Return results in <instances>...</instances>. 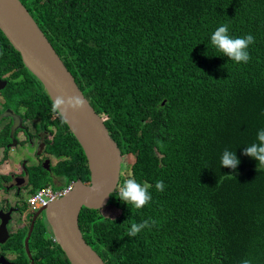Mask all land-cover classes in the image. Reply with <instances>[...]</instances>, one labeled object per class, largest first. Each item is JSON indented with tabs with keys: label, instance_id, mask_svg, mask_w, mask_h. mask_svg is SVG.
Here are the masks:
<instances>
[{
	"label": "trees",
	"instance_id": "obj_1",
	"mask_svg": "<svg viewBox=\"0 0 264 264\" xmlns=\"http://www.w3.org/2000/svg\"><path fill=\"white\" fill-rule=\"evenodd\" d=\"M19 1L121 155H133L131 178L152 185V200L137 210L118 200L127 179L120 174L105 208L82 209L79 227L104 264H264V168L242 155L264 129V0ZM221 24L229 25L233 38L255 37L248 63L236 64L211 46ZM0 80L6 82L5 108L28 107L35 92L28 114H40L37 92L43 86L1 31ZM53 113L67 133L60 134L64 145H56L66 161L51 172L65 184L54 187L37 176L30 195L91 179L81 145ZM225 149L240 161L235 172L220 165ZM158 180L163 192L155 190ZM112 208L118 215L106 216ZM44 219L30 237L34 263L70 264ZM144 220L156 223L126 235L131 223ZM24 238L21 232L18 263L31 264ZM5 249L12 251L9 242Z\"/></svg>",
	"mask_w": 264,
	"mask_h": 264
},
{
	"label": "water",
	"instance_id": "obj_2",
	"mask_svg": "<svg viewBox=\"0 0 264 264\" xmlns=\"http://www.w3.org/2000/svg\"><path fill=\"white\" fill-rule=\"evenodd\" d=\"M0 31L19 53L24 67L42 84L52 103L57 98L80 101L76 109L63 106L56 112L81 145L91 178L89 183L74 182L64 197L36 214L25 240L26 254L34 264L29 241L38 215L44 212L53 239L70 264H104L84 239L79 216L83 208L99 210L107 206L109 195L119 182L121 152L103 119L86 100L60 56L19 0H0ZM5 86L0 81V91ZM1 219L0 242L5 244L9 238V218L1 216ZM0 263L7 264V261L1 259Z\"/></svg>",
	"mask_w": 264,
	"mask_h": 264
},
{
	"label": "flooded vegetation",
	"instance_id": "obj_3",
	"mask_svg": "<svg viewBox=\"0 0 264 264\" xmlns=\"http://www.w3.org/2000/svg\"><path fill=\"white\" fill-rule=\"evenodd\" d=\"M7 78L8 76H4L2 79ZM22 78L23 81L34 86L30 78L25 76ZM0 81L5 82L4 80ZM43 91L38 90L37 92L42 103L39 106L40 114H36L35 109L33 111L34 116H29L28 113L33 109L31 104L36 105L35 92L31 95L32 103L28 107L25 105L14 110L4 107L5 101L0 91V137L5 140L4 147L0 148V167L8 164L9 161L11 162L8 170L0 172V212L1 216L9 218L7 225L9 238L5 244L0 242V260L4 261L5 259L7 264H19L18 237L21 232H26L27 237L32 228L33 218L39 212L37 210L33 213L28 207V197L35 188L32 183L33 180L37 176L40 178L48 177L54 187L65 184V181L55 177L51 170L66 161V157L61 158L57 155L60 153L58 150L61 149L56 145H61V147L64 145V136L60 137V134L62 132L67 133V130L64 124L58 120L57 115L53 113V110L50 109L45 96L48 94L44 88ZM13 116L18 117V119H12ZM43 126L45 128L39 131L40 127ZM52 149H56V153H52ZM27 150H30L27 157L21 158L20 167L16 171L14 158L16 155L23 156ZM73 165L74 163L70 164V166ZM44 214L43 212L38 215L34 225L41 216L44 217ZM1 216L0 225L2 223ZM25 240L26 238H24V246ZM8 242L12 251L5 249Z\"/></svg>",
	"mask_w": 264,
	"mask_h": 264
},
{
	"label": "clouds",
	"instance_id": "obj_4",
	"mask_svg": "<svg viewBox=\"0 0 264 264\" xmlns=\"http://www.w3.org/2000/svg\"><path fill=\"white\" fill-rule=\"evenodd\" d=\"M254 42H255V37L252 34H247L246 36L242 38L231 37L229 35V25L228 24H221L218 28H216V30L210 36L211 46L215 48L216 52L219 54H222V56H226L228 60H231L235 62L236 64H241V63L246 64L250 61L251 57H250L248 48L250 45L254 44ZM63 106L76 109L80 106V101L78 99H73V100H69L66 102L63 98H57L52 105V110L53 112H56L58 109H60ZM256 141L257 142L252 143L250 146L244 147V151L242 155L255 160L257 162V169L264 168V129L258 131ZM157 143L160 146H162L161 142L157 141ZM122 157L123 155H121L120 174H121V165L123 161ZM239 163L240 161L238 160L235 152L229 151L227 149L223 151L221 155V159H220V165L222 168H228V169L233 170V172H235ZM87 167H88V162H87ZM120 174H119V178H120ZM226 176L234 178L231 175H226ZM77 181H80V180H77ZM74 182L76 181H73L68 187H65L62 189L60 188V189L55 190L53 189L52 185L46 186L45 189H50L52 192H62L63 193V195L60 198H57L56 200L53 201L55 202L58 199H61L62 197H64L65 193L72 186ZM154 187L157 192H163L165 189V184L162 180H158L155 183ZM151 188H152V185L148 184L147 182H144L142 184V183H138L134 178L126 179L118 189V200L125 205H131L137 210L142 209L145 205L149 204V202L152 200V196L150 192ZM34 195H30L28 199L30 200ZM29 200H28V207L30 210H32L33 213H35L37 210L40 211L41 209H44L47 205L53 203V202H50L44 207H38L37 209L36 208L34 209L30 205ZM155 223L156 222L154 220H144L141 223L133 222L131 223L130 228L128 229L126 235L128 237H135L142 230L146 228H150ZM34 228H35V225H34ZM50 231H51V228H50ZM52 239H53V236H52ZM242 264H251V262L249 260H245V261H242Z\"/></svg>",
	"mask_w": 264,
	"mask_h": 264
},
{
	"label": "rangeland",
	"instance_id": "obj_5",
	"mask_svg": "<svg viewBox=\"0 0 264 264\" xmlns=\"http://www.w3.org/2000/svg\"><path fill=\"white\" fill-rule=\"evenodd\" d=\"M44 128H45V126L40 127L39 131H42ZM29 151L30 150H27L23 156L16 155V157H18V160H16V157L14 158V161L16 162V164H15V167H16L15 170L16 171L20 167L19 161L21 160V158H26ZM122 158H123V161H122V165H121V171H122L121 174H122L123 178L126 177V175H127V179H129V178H131V176H130V165L133 162V155L126 154V155H123ZM10 164H11V162L9 161L8 164L4 165L3 167H0V172H3L4 170H8ZM104 213L106 214V216L108 215L110 217H113V216L118 215V210H114V208H112L110 210L107 209V211ZM44 220H45L44 217L41 216L40 221L43 222Z\"/></svg>",
	"mask_w": 264,
	"mask_h": 264
},
{
	"label": "built area",
	"instance_id": "obj_6",
	"mask_svg": "<svg viewBox=\"0 0 264 264\" xmlns=\"http://www.w3.org/2000/svg\"><path fill=\"white\" fill-rule=\"evenodd\" d=\"M63 195L62 192H52L50 189H41L30 200V205L35 209L44 207Z\"/></svg>",
	"mask_w": 264,
	"mask_h": 264
}]
</instances>
